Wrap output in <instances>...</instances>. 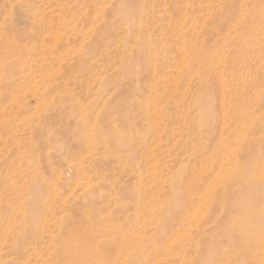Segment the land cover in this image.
Here are the masks:
<instances>
[{
  "label": "rangeland",
  "instance_id": "obj_1",
  "mask_svg": "<svg viewBox=\"0 0 264 264\" xmlns=\"http://www.w3.org/2000/svg\"><path fill=\"white\" fill-rule=\"evenodd\" d=\"M0 264H264V0H0Z\"/></svg>",
  "mask_w": 264,
  "mask_h": 264
},
{
  "label": "bare ground",
  "instance_id": "obj_2",
  "mask_svg": "<svg viewBox=\"0 0 264 264\" xmlns=\"http://www.w3.org/2000/svg\"><path fill=\"white\" fill-rule=\"evenodd\" d=\"M22 65V64H21ZM25 66V65H24ZM246 91V90H245ZM222 93V92H221ZM210 97H211V99H212V97H213V94H212V96L210 95ZM227 100H228V98H226ZM213 100V99H212ZM211 100V101H212ZM208 102H210V101H208ZM222 103V102H221ZM229 103V102H228ZM237 103V102H236ZM235 103V104H236ZM223 104V103H222ZM227 106V105H226ZM234 107V106H233ZM236 107V106H235ZM238 108V107H237ZM226 109V108H225ZM229 110V109H228ZM232 110V109H231ZM229 112H230V110H229ZM229 115V114H228ZM228 115H225L224 114V116H228ZM232 116V115H231ZM252 118V117H251ZM225 122V121H224ZM225 125V124H224ZM220 130V129H219ZM245 130V129H244ZM241 133V132H240ZM220 134V133H219ZM242 134V133H241ZM222 135V134H221ZM244 136V135H243ZM220 140V139H219ZM214 156V155H213ZM259 168V167H258ZM257 175V174H256ZM255 176V175H254ZM260 176V175H259ZM237 185H238V183H237ZM213 186V185H212ZM230 185H226L225 184V187L223 186V188L222 189H225V191L223 192V193H226V194H224V195H227L228 197H229V200H232V193H233V191L231 192V190H232V188L233 187H229ZM228 199V198H227ZM226 200V199H225Z\"/></svg>",
  "mask_w": 264,
  "mask_h": 264
}]
</instances>
